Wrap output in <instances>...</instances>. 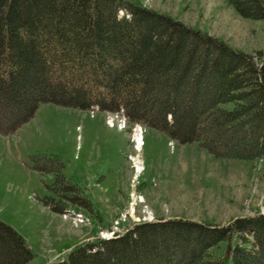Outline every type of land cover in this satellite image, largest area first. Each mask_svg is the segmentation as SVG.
I'll return each mask as SVG.
<instances>
[{
  "label": "trees",
  "instance_id": "16d2710c",
  "mask_svg": "<svg viewBox=\"0 0 264 264\" xmlns=\"http://www.w3.org/2000/svg\"><path fill=\"white\" fill-rule=\"evenodd\" d=\"M264 19V0H228ZM251 54L132 0H0V134L42 104L119 112L216 157L264 156V52ZM198 106L200 108H198ZM57 160L43 201L94 212ZM227 243L226 256L213 250ZM25 238L0 220V264H29ZM54 264H264V213L226 226L183 218L134 225Z\"/></svg>",
  "mask_w": 264,
  "mask_h": 264
},
{
  "label": "rangeland",
  "instance_id": "374dc122",
  "mask_svg": "<svg viewBox=\"0 0 264 264\" xmlns=\"http://www.w3.org/2000/svg\"><path fill=\"white\" fill-rule=\"evenodd\" d=\"M133 1L222 39L258 64L262 61L264 19L240 14L228 0ZM138 128L143 132L137 152L133 141ZM58 159L64 174L111 216L109 228H94L95 220L102 222L99 212L81 209L89 220L79 223L44 204L55 181V173L47 169L56 168ZM136 161L141 173H136ZM262 213L264 156L216 157L197 143L172 141L145 125L135 127L113 111L53 103L42 104L15 133L0 134V220L26 239L34 253L29 264H51L79 236L97 231V236L123 233L136 223L168 218L226 226ZM226 248L222 242L213 252L225 257Z\"/></svg>",
  "mask_w": 264,
  "mask_h": 264
},
{
  "label": "crops",
  "instance_id": "0c3cea01",
  "mask_svg": "<svg viewBox=\"0 0 264 264\" xmlns=\"http://www.w3.org/2000/svg\"><path fill=\"white\" fill-rule=\"evenodd\" d=\"M92 202V201H91ZM93 204V203H92ZM93 207H94V212L97 214L98 212H99V215H101V219H102V222H98V220H95L96 222H95V225H94V228H96V229H98V231L99 230H101V229H107V227L109 228L110 227V225H111V220H112V218H111V216L106 212V213H103V212H100V210L99 209H97L95 206H94V204H93ZM73 210H76V211H80V212H84L83 210H81V209H73ZM104 216V217H103ZM98 231H97V233H98ZM91 233H92V231H91ZM97 233H93L92 234V236H79V238L77 239V241H75L74 243H72L71 245H69L66 249H65V251L63 252V253H65V252H69V251H71L72 249H74V248H76L77 246H80V245H82V244H84L85 242H87V241H90V240H94L96 237H97ZM62 258V254H59V255H57V257L56 258H54L53 260V262H56V261H58L59 259H61ZM52 262V263H53ZM51 263V264H52Z\"/></svg>",
  "mask_w": 264,
  "mask_h": 264
},
{
  "label": "bare ground",
  "instance_id": "6f19581e",
  "mask_svg": "<svg viewBox=\"0 0 264 264\" xmlns=\"http://www.w3.org/2000/svg\"><path fill=\"white\" fill-rule=\"evenodd\" d=\"M142 132H143L142 129L140 130V128H138L136 130V133L134 134L135 138H134L133 142H135V144H136V146L135 145L134 146H135V149L137 150V152L140 150V146L142 145ZM135 160H137V158H135ZM136 163L138 164L137 169H136V173H141L143 170V167H142L140 162L136 161ZM140 201H142V200H140Z\"/></svg>",
  "mask_w": 264,
  "mask_h": 264
},
{
  "label": "built area",
  "instance_id": "2783aa9c",
  "mask_svg": "<svg viewBox=\"0 0 264 264\" xmlns=\"http://www.w3.org/2000/svg\"><path fill=\"white\" fill-rule=\"evenodd\" d=\"M75 221L81 223V222H85L87 221L88 219H86L85 217H83L82 214H78L75 218H74ZM109 235H114V233H110Z\"/></svg>",
  "mask_w": 264,
  "mask_h": 264
}]
</instances>
